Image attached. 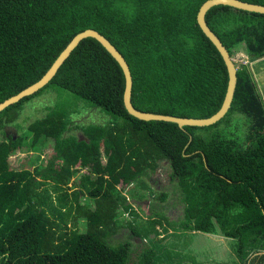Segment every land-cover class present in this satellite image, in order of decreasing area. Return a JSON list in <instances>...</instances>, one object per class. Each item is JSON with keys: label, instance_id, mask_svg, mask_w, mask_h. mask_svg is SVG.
Here are the masks:
<instances>
[{"label": "trees", "instance_id": "1", "mask_svg": "<svg viewBox=\"0 0 264 264\" xmlns=\"http://www.w3.org/2000/svg\"><path fill=\"white\" fill-rule=\"evenodd\" d=\"M206 1L0 0V103L39 81L77 33L93 30L126 59L137 110L209 118L223 103L228 72L197 24ZM242 1L264 6V0ZM206 23L232 59L241 45L253 61L264 58V16L216 6ZM237 76L231 109L217 124L182 129L145 122L126 112L120 64L95 39L79 43L46 87L0 114V131L15 125L25 104L48 89L69 92L114 121L79 125L82 136L72 134L78 101L49 107L23 135L4 131L0 264H132L133 245L141 249L136 264H186L182 261L194 255L176 245L167 248L168 236L176 234L162 222L178 234L231 239L237 264H264V101L248 65ZM236 111L249 120L242 140L228 131ZM21 152L31 155L29 167L17 170L10 159ZM162 161L170 163L171 181L182 194L180 222L168 223L157 213L142 219L123 194L133 184L146 187L139 179ZM158 198L167 200L168 194ZM82 199L93 209L86 211ZM120 212L133 222L121 226ZM84 218L86 233L70 235ZM125 227L132 236L110 243ZM53 244L59 254L50 252Z\"/></svg>", "mask_w": 264, "mask_h": 264}, {"label": "rangeland", "instance_id": "2", "mask_svg": "<svg viewBox=\"0 0 264 264\" xmlns=\"http://www.w3.org/2000/svg\"><path fill=\"white\" fill-rule=\"evenodd\" d=\"M239 51L242 53L234 52V62L238 68L242 65H248L246 63V48L244 45L239 46ZM243 55V56H242ZM75 96L66 91L59 92L57 89H48L41 96L36 97L24 106L23 111L19 114V117L15 121V125L7 126L4 130L0 131V141L3 139L5 132L9 135L17 136L19 134L23 135L26 133L24 128H27L28 125L42 118L46 113L49 107L61 106L67 104L69 106L74 105V102H78ZM85 103V104H84ZM86 101L78 102V113L71 116L72 119V134L77 136H82V132L75 129L79 125H107L110 122L114 121V117L101 109L99 107H93L86 105ZM15 114V113H14ZM8 119V117H6ZM230 124L228 131L231 137H237L241 140L247 135L249 130V120L248 118L239 112H234L230 117ZM21 125V129L16 126V124ZM225 126V125H223ZM5 131V132H4ZM31 155L21 152L17 156H14L10 159L12 168L21 170L27 168L28 162ZM45 157V156H44ZM47 159V157L45 158ZM158 168V166H157ZM85 171H82L81 175H84ZM172 168L168 161H162L159 163V169L147 170V176L143 179H139V182H143L142 185L146 187H138L137 185H131L128 191L123 194L127 196L129 203H132V206H135L137 211L142 212V219H149L150 216H153L155 213L158 218L165 217L168 223L180 222L184 217L185 206L182 201V194L178 188L176 181H171ZM138 182V184H139ZM145 182V183H144ZM44 184H42L43 186ZM136 186V187H135ZM52 183H48L45 189H49L51 192ZM127 188V187H125ZM149 188V190H147ZM145 189V190H144ZM131 190V191H130ZM85 193V191L83 190ZM162 193H167V200H160L158 197ZM139 195H144L143 199L139 200L136 197ZM135 201V203H133ZM93 202L97 203L96 200ZM81 205L87 209H93L90 205H87L86 199L81 200ZM52 220H55L51 216ZM119 220L121 226H127V223H132V217L126 212H120ZM164 220V219H163ZM125 224V225H124ZM167 223L162 222V226L170 232V234H176L168 236L165 244L167 248L174 249V245L181 249L184 253L194 255V258H186L182 262H187L186 264H237L236 254H235V243L231 239H226L219 235L212 234H192V233H176L174 230L166 227ZM72 225V223H71ZM66 226V225H65ZM74 228V227H73ZM87 223L86 219L78 220L75 224V230H69L70 235L74 232L78 234L86 233ZM161 229H159L160 231ZM172 230V231H171ZM131 235L130 229L125 227L118 231L116 235H113L109 239L110 243L116 245L117 242L124 241ZM114 247V246H113ZM134 253L132 255V264H136L140 256L141 249L133 245L132 247ZM50 252L52 254H59L60 250L56 245H52ZM195 261L197 263H195Z\"/></svg>", "mask_w": 264, "mask_h": 264}, {"label": "water", "instance_id": "3", "mask_svg": "<svg viewBox=\"0 0 264 264\" xmlns=\"http://www.w3.org/2000/svg\"><path fill=\"white\" fill-rule=\"evenodd\" d=\"M216 6H228L237 10L250 12V14L264 16L263 5L249 3L242 0H207L200 7L197 16V24L204 36L211 42V44L216 48V50L220 54L228 72V84L223 103L220 107V110L213 116L204 119L183 118L137 110L132 101V92L134 84L133 77L126 59L112 42L108 41L104 36L93 30H87L85 32L77 33L61 51V53L57 56L51 68L39 81H37L33 85H30L17 95L12 96L4 102L0 103V114L6 111L8 107L19 103L27 97L35 95L44 87H46L50 83V81L55 77V74L60 68V66L69 57L71 52L78 46V44L85 39L92 38L95 39L98 43H100L102 47L115 59L117 63L120 64L123 69V74L125 78L123 100L126 112L129 116L145 122L161 121L174 123L179 125L182 129H185L186 127L204 128L213 126L220 122L230 111L238 83L237 65L231 58L227 49L222 44L221 40L212 32V30L208 27L206 23V16L208 14V11Z\"/></svg>", "mask_w": 264, "mask_h": 264}, {"label": "crops", "instance_id": "4", "mask_svg": "<svg viewBox=\"0 0 264 264\" xmlns=\"http://www.w3.org/2000/svg\"><path fill=\"white\" fill-rule=\"evenodd\" d=\"M238 53H242L241 51H237ZM243 54V53H242ZM243 56V55H242ZM246 62H248L249 69L253 72L255 79L259 86V92L264 101V58L260 60L253 61L250 56L246 57Z\"/></svg>", "mask_w": 264, "mask_h": 264}, {"label": "clouds", "instance_id": "5", "mask_svg": "<svg viewBox=\"0 0 264 264\" xmlns=\"http://www.w3.org/2000/svg\"><path fill=\"white\" fill-rule=\"evenodd\" d=\"M234 61V60H233ZM246 64H248V63H246Z\"/></svg>", "mask_w": 264, "mask_h": 264}]
</instances>
